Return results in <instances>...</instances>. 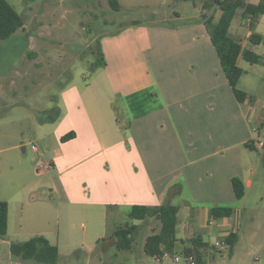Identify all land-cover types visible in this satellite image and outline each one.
I'll use <instances>...</instances> for the list:
<instances>
[{
    "label": "rangeland",
    "instance_id": "1",
    "mask_svg": "<svg viewBox=\"0 0 264 264\" xmlns=\"http://www.w3.org/2000/svg\"><path fill=\"white\" fill-rule=\"evenodd\" d=\"M8 1L22 17L24 26L0 42V200L9 203L10 213L9 233L0 237V264H37L32 259H18L11 253L10 244L29 240L42 230L49 232L45 235L48 240L58 243V264H100V259H106L105 264H138L139 259L145 264H160L156 256L137 250L112 246L103 252V240L97 243L106 228L109 237L111 230L135 225L136 243L161 228L157 218L144 226L133 216L131 205L114 200L122 199L121 196L112 194V198L105 195L112 189L114 178L123 172L114 174L118 169L116 162L102 158L118 153L119 147L126 151L129 144L134 145L129 142L128 121L133 115L156 104L150 98L145 99L138 109L132 111L127 107L125 97L119 93L121 91L113 95L114 99L109 103L103 92L97 95L99 100H95L100 106L94 107V112L99 117L97 120L102 122L101 135L109 141L108 144L116 138L121 143L104 154L98 155L94 151L93 155L87 153L76 157L80 144L63 147L58 135L68 128L76 130L81 124L78 123L81 113L73 103L76 105L83 98L85 112L89 115L87 104L93 97L92 91L96 85L100 89L106 86L104 68L111 73L121 65H128L132 72H140L143 58L140 47L128 39L127 46L117 56L113 50L106 56L101 44L104 36L123 34L137 23L160 29L151 31L153 47L147 56L158 75V66H171L174 62L173 52L194 47L190 41L181 43L172 30L175 26L192 22L199 13L201 15L203 0H119L120 10H114L109 0ZM238 19L235 26H238ZM253 46L252 49L264 54V46ZM101 51L106 62L104 66L99 65ZM241 66L253 69L246 61H242ZM255 67L264 87V66ZM132 74H122L120 78L126 76L130 81ZM115 76L112 73V77ZM117 78L115 84L122 88L119 75ZM151 92L164 97L159 86ZM141 97H146V94ZM68 100L70 105L67 103L66 106L65 101ZM103 106L108 111L102 110ZM56 109L67 110L70 115L54 125L50 119L58 116ZM163 124L159 122L156 126ZM230 127L232 136L233 128H237L232 117ZM164 128V133L168 134V127ZM257 140L264 141V131ZM260 153L264 157L263 147H260ZM62 155L69 156L70 161L59 170L50 162ZM104 159L107 162L103 169L99 162ZM244 161L245 169H254L261 183L249 190L242 204V213H254L253 216L261 223L264 220V159L254 165L246 156ZM108 170L112 171L108 173ZM187 192L185 187L176 200L181 198L184 203ZM220 242L219 237V245ZM95 244L99 247L96 248ZM222 246L225 247L224 244ZM223 251V256L219 257L229 260V248ZM184 254V250L179 249L174 254H166L162 264H186L184 260L178 263L174 259ZM255 254L264 258V250L259 249ZM207 261L212 264V256H208Z\"/></svg>",
    "mask_w": 264,
    "mask_h": 264
},
{
    "label": "crops",
    "instance_id": "2",
    "mask_svg": "<svg viewBox=\"0 0 264 264\" xmlns=\"http://www.w3.org/2000/svg\"><path fill=\"white\" fill-rule=\"evenodd\" d=\"M258 2L259 0L251 3ZM240 9L241 11L237 9L231 21L229 34L242 45L238 57L239 66L242 61H246L253 67L252 70H248L241 66L244 72L238 86L247 94L244 102H239L235 97L200 13L192 22L173 27L172 31L178 35L181 43L190 41L194 47L173 52L174 62L171 66H158V75L152 69L147 56L153 47L151 34L160 29L137 23L123 34L104 36L101 44L106 56L110 55L112 50L117 56L127 46L126 40H133L140 47L139 51L143 56L140 72H132L128 65L125 67L121 65L111 73L104 68L106 86L100 89L99 85H96L92 91L93 97L87 104L90 117L85 112L83 98L78 100L76 105L73 104L81 113L78 121L81 123L80 126L76 130L68 128L58 135L63 147L80 144L76 157L87 153L93 155L94 151L98 155L104 154L106 151L113 150L120 142L119 138H116L114 142L108 144V140L101 135L102 122L97 120L99 117L94 112V107L100 106L96 101L99 100L97 95L103 92L106 102L109 103L113 101V95L121 91L119 93L125 97L128 102L126 105L132 111L138 109L145 99L150 98L156 106L133 115L127 123L131 134L129 142H133L134 145L129 144L126 151L125 148L119 147L118 153L102 157L116 162L118 169L114 174L123 172L118 175V178H114L116 181L111 185L112 189L106 191L105 195L121 196L122 199L117 196L119 201H117L118 198L114 200L131 205L132 210L135 205L157 207L165 203L178 206L176 251L189 248L190 240L199 238L207 244L202 248V264H209L208 256H212V264H264V258L255 254V251L259 249L264 250V220L260 223L253 216L254 213H242V204L249 190L261 183L254 169H245L244 157L246 156L252 165L264 159L260 153V147L254 144V141L260 137L261 131H264L263 79L255 67L256 65L264 66V54L251 48H254L253 45L264 46V30H262L264 15L259 17L254 29L261 35V41L256 44L251 41L252 31L247 20L244 24L243 8ZM220 16L221 11L218 10L215 13V20L218 21ZM236 18H239L238 26L234 25ZM112 73L116 74L115 78L112 77ZM122 74H132L131 80L129 81L126 76L122 77V80L120 78ZM117 75H119V86L122 88H118L115 84V80L118 81ZM172 85L173 87L170 88ZM157 86L162 90L164 97L160 98L158 94L151 92ZM144 93L146 97L140 98ZM65 103L66 106L67 103L70 105L69 100ZM101 109L104 110V106ZM56 111L57 114L59 113L58 116L50 119V123L54 125L70 115L67 110L56 109ZM231 117L237 125V128H233L232 136ZM159 122L164 124L156 126ZM164 126L168 127V134L164 133L166 131ZM69 131H74L75 137L62 141V136ZM123 158H125L124 164ZM69 159V156L62 155L50 163L60 170L66 167ZM105 162H107L105 159L101 160L99 165L103 167ZM108 171L110 173L112 170ZM235 176L241 177L246 185V193L242 199L236 197L233 189L232 179ZM94 183L96 184L95 180ZM101 185L107 187L106 184L101 183ZM185 187L188 188V194L183 203L181 198L176 199L183 194ZM174 201L178 204H173ZM102 204H105V201ZM227 205H234L229 206L233 209L231 216L213 215L214 206L226 207ZM155 218L160 221L158 215H149L139 220L145 226ZM117 230L113 232L111 230L108 237L106 228V232L98 237L97 243L103 240L101 246L103 252L112 246L121 249L116 245ZM160 230L155 231L154 234L159 233ZM135 232L137 230L133 233L131 247L123 250H137L139 253L147 254L144 246L150 235L136 243L134 242ZM8 233L9 230L5 236ZM48 233L42 230L35 236L43 235L47 238L45 235ZM231 233H236L238 240L230 252V259L226 260L219 255L223 256L224 248H229L225 238ZM219 237L221 245L217 244ZM95 246L97 248L99 244ZM164 256L166 254L156 256L157 262L162 264ZM142 261L144 260L139 259L138 264H145ZM99 262L105 264L106 259L105 261L100 259Z\"/></svg>",
    "mask_w": 264,
    "mask_h": 264
},
{
    "label": "trees",
    "instance_id": "3",
    "mask_svg": "<svg viewBox=\"0 0 264 264\" xmlns=\"http://www.w3.org/2000/svg\"><path fill=\"white\" fill-rule=\"evenodd\" d=\"M114 10H120L119 0H109ZM238 8H243V17L248 22L252 31L251 41L259 43L261 35L254 31L260 16L264 15V0L258 3H251L247 0H203L201 17L209 32L211 40L219 55L221 65L228 79V82L239 102H244L247 94L239 88V80L244 72L238 64V57L242 50L239 41L229 36L231 21ZM220 10L221 16L218 21L215 20V13ZM24 26V21L19 13L13 8L8 0H0V42ZM101 51L100 66L106 64ZM75 137V132L71 131L62 136V141H67ZM248 146L250 144H247ZM251 146V145H250ZM232 185L235 195L242 199L246 193V185L241 177L235 176L232 179ZM178 211L176 205L162 204L157 207H148L145 205H135L132 214L137 219H145L149 215H158L161 221V230L157 234L150 235L145 242V251L152 256H163L165 254H174L177 245V224ZM232 207L214 206L212 213L216 217L231 216ZM9 224V203L0 200V237H4L8 232ZM137 226L130 228H119L115 235L117 237V247L128 249L131 247V241ZM238 240L236 233H231L225 238V243L229 245L230 252L233 250ZM189 248L184 249V255H193L198 264H202V248L207 244L199 238L190 240ZM11 253L14 256L25 260H34L39 264H58L59 248L51 243L43 235H37L33 238L14 242L11 244Z\"/></svg>",
    "mask_w": 264,
    "mask_h": 264
},
{
    "label": "built area",
    "instance_id": "4",
    "mask_svg": "<svg viewBox=\"0 0 264 264\" xmlns=\"http://www.w3.org/2000/svg\"><path fill=\"white\" fill-rule=\"evenodd\" d=\"M255 130H257V128H255ZM254 144L258 147H264V141L262 140H256L254 141ZM218 244V242H217ZM175 261L176 262H181L182 260H184L186 262V264H198L195 257L193 255H184L183 257L181 256H175Z\"/></svg>",
    "mask_w": 264,
    "mask_h": 264
}]
</instances>
